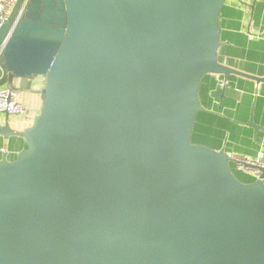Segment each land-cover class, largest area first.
I'll list each match as a JSON object with an SVG mask.
<instances>
[{"label": "water", "instance_id": "water-1", "mask_svg": "<svg viewBox=\"0 0 264 264\" xmlns=\"http://www.w3.org/2000/svg\"><path fill=\"white\" fill-rule=\"evenodd\" d=\"M227 0H30L0 65L43 77L25 144L0 161V264H264V165L240 182L192 143ZM23 87V86H22ZM254 130L257 126L248 122Z\"/></svg>", "mask_w": 264, "mask_h": 264}, {"label": "crops", "instance_id": "crops-1", "mask_svg": "<svg viewBox=\"0 0 264 264\" xmlns=\"http://www.w3.org/2000/svg\"><path fill=\"white\" fill-rule=\"evenodd\" d=\"M218 62L243 74L264 77V0H227L219 15ZM223 85L220 86V83ZM17 86L26 105L28 117L38 114L41 106L40 77ZM23 86V87H22ZM198 97L202 111L196 115L191 141L229 157L255 159L264 149V83L231 75H206L200 82ZM38 110V111H37ZM30 118V117H29ZM257 126L254 130L248 122ZM22 120H13L14 130H23ZM25 149L18 137L0 136V161H13ZM235 177L243 183L255 180L253 174L236 170Z\"/></svg>", "mask_w": 264, "mask_h": 264}, {"label": "built area", "instance_id": "built-area-1", "mask_svg": "<svg viewBox=\"0 0 264 264\" xmlns=\"http://www.w3.org/2000/svg\"><path fill=\"white\" fill-rule=\"evenodd\" d=\"M30 0H23L21 8L17 13L13 25H16L19 20L24 15V10L29 3ZM17 0H0V28L9 20L10 13L15 6ZM10 32L6 35L3 41L0 43V59L2 57L6 42L10 36ZM40 77V76H38ZM34 77V78H38ZM33 78V79H34ZM7 72L0 65V82L4 81L0 84V128L5 124L6 117L9 122L13 120H24L28 118V111L25 104L20 99L19 91L14 88L10 89L7 86ZM40 81L44 86V78L40 77ZM220 83V86L223 85ZM43 88V87H42ZM23 122V121H22ZM231 166H233L236 170H243L249 172L256 177L259 173L257 171H252L246 167V165L253 166H263L264 165V149L257 155V158L251 160L240 156H231Z\"/></svg>", "mask_w": 264, "mask_h": 264}, {"label": "rangeland", "instance_id": "rangeland-1", "mask_svg": "<svg viewBox=\"0 0 264 264\" xmlns=\"http://www.w3.org/2000/svg\"><path fill=\"white\" fill-rule=\"evenodd\" d=\"M14 80H17V79H14ZM13 87H14V88H17V86H14V85H13ZM17 89H18V88H17ZM42 89H43V88H42ZM42 89H41V90H42ZM19 91H21V93H22V91H24V89H23V90H22V89H19ZM21 100H22V99H21ZM22 101H23V100H22ZM23 103H24V102H23ZM24 104H25V103H24ZM25 105H26V104H25ZM37 111H38V110H37ZM35 116H36V115H34V113H32L31 116H29L30 118L28 117L27 119L22 120V121H23L22 123L24 124L23 127H28V126H30V125L33 123V120H34V117H35ZM23 124H22V125H23ZM231 168H232L233 173L238 174L237 171H236V169H235L233 166H231Z\"/></svg>", "mask_w": 264, "mask_h": 264}, {"label": "trees", "instance_id": "trees-1", "mask_svg": "<svg viewBox=\"0 0 264 264\" xmlns=\"http://www.w3.org/2000/svg\"><path fill=\"white\" fill-rule=\"evenodd\" d=\"M7 81V80H6ZM4 81L0 82V84H2Z\"/></svg>", "mask_w": 264, "mask_h": 264}]
</instances>
